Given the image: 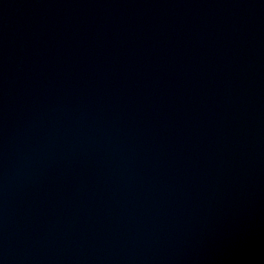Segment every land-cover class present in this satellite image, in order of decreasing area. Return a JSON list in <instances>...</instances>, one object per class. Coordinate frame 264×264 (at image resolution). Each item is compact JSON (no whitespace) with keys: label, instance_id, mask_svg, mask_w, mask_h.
<instances>
[{"label":"water","instance_id":"obj_1","mask_svg":"<svg viewBox=\"0 0 264 264\" xmlns=\"http://www.w3.org/2000/svg\"><path fill=\"white\" fill-rule=\"evenodd\" d=\"M0 264H264V0H0Z\"/></svg>","mask_w":264,"mask_h":264}]
</instances>
